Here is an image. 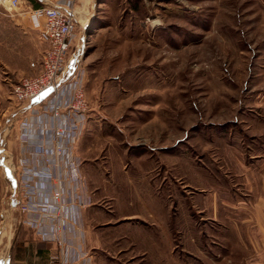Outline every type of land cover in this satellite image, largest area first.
<instances>
[{"label":"rangeland","instance_id":"rangeland-1","mask_svg":"<svg viewBox=\"0 0 264 264\" xmlns=\"http://www.w3.org/2000/svg\"><path fill=\"white\" fill-rule=\"evenodd\" d=\"M17 1L19 13L38 9ZM80 2L69 58L84 75L88 106L74 147L88 207L137 202L155 245L149 254L119 251L108 233L102 255L107 264H218L215 236L223 231L224 245L230 232L222 203L249 201L250 185L264 180V0ZM47 49L25 16L0 7V264L30 233L8 202L32 116L14 88L40 74ZM253 211L247 204L241 212ZM246 255L256 264L253 251Z\"/></svg>","mask_w":264,"mask_h":264},{"label":"built area","instance_id":"built-area-1","mask_svg":"<svg viewBox=\"0 0 264 264\" xmlns=\"http://www.w3.org/2000/svg\"><path fill=\"white\" fill-rule=\"evenodd\" d=\"M79 1L55 0L19 13L17 0H0V7L25 16L31 27L38 28L40 39L48 45L40 74L24 78L14 95L31 107L32 115L21 133L20 224L41 241L57 246L52 264H86L87 258L72 239L83 226V210L91 204L74 154L88 120L84 75L70 64L67 67L78 36Z\"/></svg>","mask_w":264,"mask_h":264},{"label":"crops","instance_id":"crops-1","mask_svg":"<svg viewBox=\"0 0 264 264\" xmlns=\"http://www.w3.org/2000/svg\"><path fill=\"white\" fill-rule=\"evenodd\" d=\"M25 108L30 109L31 107L26 106ZM250 187L253 188V191L249 201L246 198L243 200L245 202L237 200L235 203H222L224 205L222 207L227 209V212L224 213L226 217L222 216L227 220V225L223 224L222 228L226 229V231L230 230V232L226 243H222L224 245L220 243V234L223 231H219L218 236H215V239L219 240L218 247H216L218 264H250V258L246 255L249 251H253L256 254V264H264V180L254 183ZM10 188L11 194L14 197H9L8 202L11 207L18 208L17 201L21 198V194L18 196L15 193L20 190V183L19 187L16 186L13 188L11 186ZM213 198L212 220L216 221V219L220 218V213L218 212L219 197L217 198L215 195ZM247 204H251L254 208L251 215L241 212ZM113 206L115 207L114 210H108V208L100 209L95 204L86 207L82 212L83 226L77 233L72 235V239L74 245L87 254L86 264L109 263L107 262L109 261L107 255H102L104 247L108 248L109 245L107 239L108 233H114V240H116L115 246L119 251H123L124 248H128V251L134 253L149 254L155 251V245L150 246L151 244H149L148 227L144 222H141L146 221V219L139 217L143 211L142 205L137 202L134 204L119 200L118 202H114ZM20 217L22 219L21 213ZM99 222L104 223L108 227L105 232H102V230L99 232L93 227ZM27 232L30 233L19 234L17 236L14 245L8 252L9 254L5 255L7 259L9 258L10 263L52 264L50 258L52 253L57 252V246L41 241L28 229ZM128 235L135 241L132 246H128L126 243ZM232 251L237 252L238 256H232ZM226 254L227 256H225ZM161 264L163 263L161 262Z\"/></svg>","mask_w":264,"mask_h":264},{"label":"trees","instance_id":"trees-1","mask_svg":"<svg viewBox=\"0 0 264 264\" xmlns=\"http://www.w3.org/2000/svg\"><path fill=\"white\" fill-rule=\"evenodd\" d=\"M29 2H31L32 4H33V6L34 7H36V8H39V7H41L42 6V4L41 3H38V2H36V0H28Z\"/></svg>","mask_w":264,"mask_h":264},{"label":"bare ground","instance_id":"bare-ground-1","mask_svg":"<svg viewBox=\"0 0 264 264\" xmlns=\"http://www.w3.org/2000/svg\"><path fill=\"white\" fill-rule=\"evenodd\" d=\"M82 2H83V0H81V4H82ZM158 24V22L157 21H155V20H153L152 21V25H157ZM71 60H72V57H70L69 58V61L67 62V67L69 66V64H70V62H71ZM4 260H5V258H3Z\"/></svg>","mask_w":264,"mask_h":264},{"label":"water","instance_id":"water-1","mask_svg":"<svg viewBox=\"0 0 264 264\" xmlns=\"http://www.w3.org/2000/svg\"><path fill=\"white\" fill-rule=\"evenodd\" d=\"M4 264H11L10 261H6Z\"/></svg>","mask_w":264,"mask_h":264}]
</instances>
